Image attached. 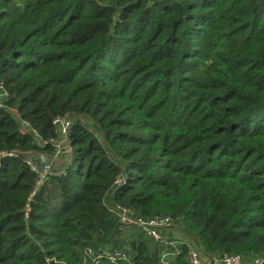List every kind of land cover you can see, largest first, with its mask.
<instances>
[{
    "label": "trees",
    "instance_id": "1",
    "mask_svg": "<svg viewBox=\"0 0 264 264\" xmlns=\"http://www.w3.org/2000/svg\"><path fill=\"white\" fill-rule=\"evenodd\" d=\"M0 83V264H161L116 205L264 260V0H0ZM66 115L63 174L31 198Z\"/></svg>",
    "mask_w": 264,
    "mask_h": 264
},
{
    "label": "built area",
    "instance_id": "2",
    "mask_svg": "<svg viewBox=\"0 0 264 264\" xmlns=\"http://www.w3.org/2000/svg\"><path fill=\"white\" fill-rule=\"evenodd\" d=\"M15 1L20 2L21 0ZM8 97V91L0 83V108L5 106L4 101ZM53 124L57 128L58 138L52 140L55 151L50 155L53 157L51 160L58 158L62 154L63 148L66 146L69 148V131L72 127L73 119L68 115L56 117ZM9 155L12 156L13 154L11 153ZM56 162V160L46 161L41 164L39 160L37 164H35L36 162H30L31 170L38 176L36 187L31 194V198L50 177L63 174L60 166L58 168L54 167V163L57 164ZM27 212H29L28 209ZM111 212L116 216L122 233L136 228L166 247L161 253V264H170L169 261L178 252L177 246L179 245H186L189 248V264H264V260L261 259H254L252 262H247L240 255H223L208 258L196 242L185 236L175 227V221L172 217H155L150 220H144L136 217L131 209L121 205L112 207ZM82 255L87 264H120L121 262H130L129 255L121 250L104 249L96 252L92 248H86L82 252Z\"/></svg>",
    "mask_w": 264,
    "mask_h": 264
},
{
    "label": "rangeland",
    "instance_id": "3",
    "mask_svg": "<svg viewBox=\"0 0 264 264\" xmlns=\"http://www.w3.org/2000/svg\"><path fill=\"white\" fill-rule=\"evenodd\" d=\"M70 149L69 148H67V146L65 147V148H63V150H62V154L58 157V158H54L53 160H51L53 157L52 156H50V155H41L37 160H39V163L41 164V163H43V162H46V161H57L56 163L57 164H55L54 163V167L55 168H58L59 166H62L65 162H64V158L66 157V156H68V153H67V151H69Z\"/></svg>",
    "mask_w": 264,
    "mask_h": 264
}]
</instances>
